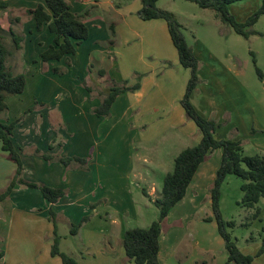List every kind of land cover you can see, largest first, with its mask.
Here are the masks:
<instances>
[{"label":"rangeland","instance_id":"1","mask_svg":"<svg viewBox=\"0 0 264 264\" xmlns=\"http://www.w3.org/2000/svg\"><path fill=\"white\" fill-rule=\"evenodd\" d=\"M9 1L12 9L0 15V33L2 42L8 51L5 65L13 73H24L26 88L21 94L6 98L7 109L0 112V121H5L7 117L12 119L19 117L18 126L29 130L23 137L18 132L15 139L13 138L15 143L19 142L25 145L22 157L26 162L30 158L33 146L47 151L48 144L53 146L59 144L58 146L62 147L68 156L73 154L80 156L81 153H85L84 156L88 155L89 161L95 157L99 162L101 160L106 161V166L97 171L99 163L92 160L91 171L86 174L87 177L83 178L85 188L87 189L92 184L103 193L111 194V199L117 202H119L118 200H126L129 196L137 202L136 218L131 213L127 216L118 210L116 212L113 209L110 210L100 202V205L99 203L97 205L100 214L93 218L90 213L83 215L87 216L90 221L83 229H78V234H71V225H66L62 221L57 222L58 234L60 235L59 244H61L59 249H70L76 253L77 250H80L82 238L99 236L103 239L102 244L105 247L113 246L116 249L114 253L117 254L118 250L121 249V239L126 228L147 226L158 218V208L150 197L144 195L141 188L149 191L152 183L160 191L163 177L158 168H156L157 172L153 173L149 168H144L141 165L142 160L135 164L141 169L136 168L133 174L126 169L125 164H114L113 160L111 161L110 158H125L130 154L131 149L127 143L132 139V134L126 128L125 118H121L124 107L123 98L114 104L113 112L110 110V115L105 118L93 114L92 108L95 106L91 107L92 103L89 98H97L100 103V97L97 96L96 92L106 91V86L111 82L126 81L127 84H132L140 81L148 75L147 72L150 68L152 75L149 76H156L160 87L166 89L167 96L164 106L169 107L171 102L174 104L177 102L176 95L186 85L187 77L185 74L189 73V70L179 64L176 50L167 29L164 30V40L161 35L157 36L154 33L156 27L154 25L164 23V21L142 20L138 17L136 11L140 6V0H99V8L101 9L99 18L101 20L92 17V15L84 17L90 39L83 42L75 54L68 55L61 60L43 62L39 66H34L32 60L35 58L36 50L40 48L35 42L36 38L43 37L44 44H47L46 36L49 35V32L43 28L37 30L26 12L20 11V5L27 4L24 3V0ZM40 1L42 2V0H38V2ZM256 2L257 0L234 2L229 5V11H235L239 20L258 8L255 7ZM156 5L160 9L172 12L182 25L185 39L198 59L199 75L203 77L209 71L213 73V70H217L218 75L223 74V80L226 81L227 88H229V76L225 72L226 66H229L232 71H237V74L233 73V75L241 82L246 91L259 94L264 100V15H261L253 26L259 34L244 38L236 34L228 24L221 22L218 18L219 22L216 24L213 18V10L201 8L193 2L158 0ZM117 11L123 14L122 18ZM17 15L18 19L13 20ZM109 20L113 21L112 29L117 34L115 40L104 26V23ZM97 21L98 23H96ZM97 25L99 27H96ZM10 28L22 38L19 49L14 47L8 31ZM111 39L113 45L111 46V55L106 51L108 53L107 59L94 51L95 46L103 47L105 45L103 42L106 43ZM196 41L202 43L203 49L196 46ZM213 58L222 61L223 65L211 64ZM253 58H255V64L263 74L262 79L258 77L255 71ZM95 59L102 62H96ZM212 62L215 61L212 60ZM100 69H103L104 75L99 74ZM200 82L201 78H199L198 86L201 85ZM87 86L92 88V93L95 92L94 95L90 96L86 89ZM157 90L158 87L153 89V92ZM217 98L227 100L225 95H218ZM239 100V106L246 114L251 116L253 110L258 112V105H254V103L252 105V100L248 95L247 98H244L240 92ZM197 101L199 103V98ZM194 103V106L197 107L196 110L201 111L200 103L199 106L196 102ZM141 105L139 109H135L133 116L135 114L137 116ZM150 111L148 119L157 120V122L166 119L162 117V111L159 115H157V111L154 112L151 109ZM113 125L114 127L111 128ZM244 128L239 134L233 135V137L236 136L235 139L241 141L244 153L261 152L256 148L260 146L264 148V131L251 129V126L249 129ZM146 133L145 131L141 132L143 136ZM136 146L138 147L139 144ZM149 146H156L157 148L161 146L162 148L160 138L157 136L156 139H152ZM132 151L135 158L144 156L146 160L143 163L151 166L150 159L152 158L147 155L146 149L143 151L142 148H132ZM59 153L61 154V152ZM7 163L16 168L15 163L11 160H7ZM88 169L89 162L87 169L81 170ZM1 171L3 172L2 167ZM5 172L6 174L11 173L8 166ZM98 176L102 177L100 181L95 179ZM8 180L10 181V179H3L0 176V192L7 186ZM241 183L242 180L235 175L231 174L226 177L220 187L219 210L224 220L234 222L233 226L227 225L226 229L230 232L231 238L238 248L243 253L253 256L252 264H264V252L257 254L264 238V197H261L252 208L247 209L241 206L238 204L242 196ZM156 196L158 193L151 197L154 199ZM206 200L207 194L197 197L199 206L193 213L194 218L187 226H184L185 234L179 240V242L181 241L180 252L181 249L197 250V247L201 246L203 242L207 245L211 239H214L213 235L215 237L216 231L211 230L210 224L196 221L197 216L211 211V206L206 203ZM105 210L109 211L111 216L105 217ZM256 210L258 213L253 216ZM113 216L118 218L120 232L114 233L112 230L113 224L110 222ZM172 220L173 218L163 220L164 231L176 230L175 227L178 224H173ZM179 228L181 229V226ZM116 236L117 238H115ZM206 238L208 241L205 240ZM24 246L28 248V244H24ZM218 255L220 258L221 254Z\"/></svg>","mask_w":264,"mask_h":264},{"label":"crops","instance_id":"2","mask_svg":"<svg viewBox=\"0 0 264 264\" xmlns=\"http://www.w3.org/2000/svg\"><path fill=\"white\" fill-rule=\"evenodd\" d=\"M3 1L7 3V6L5 8L0 7V15L12 9V7H10L9 0ZM24 1V3L27 4L20 5V11L25 10L26 8H32L39 3L38 0ZM67 1L71 5V9L74 12L81 13L83 11H87V17L92 15V17L100 19L101 9L99 8V0ZM260 3L261 0H257L255 7H258ZM117 12L120 18H122L123 14L120 13V11ZM231 13L237 18L235 11H231ZM249 15L247 14L246 17ZM246 17L239 20H244ZM213 18L214 22L218 24L219 21L215 16V13H213ZM17 19L18 15L15 16L13 20ZM109 21L104 23V26L111 35L110 32L111 27L113 28V21ZM33 22L34 21L32 20V23ZM96 23H98V21ZM154 26H156L154 33H156L157 36L161 35L164 40V30L167 29L166 23H158ZM96 27L99 26L97 25ZM43 30H47L46 25L43 26ZM116 35L117 34L114 31V35L112 36L113 40H115ZM89 39L90 35L87 40ZM43 40V37L40 39L36 38L35 42L40 46V48L36 50L35 58L32 60L34 66L43 64L39 55L40 52L51 42L52 34L49 33V35L46 36V40L48 41L47 44H44ZM113 40L112 43L109 41L106 43L103 42L105 44L103 47L95 46L94 51L105 56L107 59L108 53H106V51L111 55ZM195 44L198 48L203 49V47H201L203 46L201 42L196 41ZM111 58L114 57L111 56ZM212 60L215 62H212ZM212 60L210 62L211 64L223 65L222 61L215 58ZM95 61L102 62L101 60L96 59ZM225 72L229 76V88H227L226 81L223 80V74L221 73L220 76L218 75L217 70H213V73L209 71L203 77L198 74L199 78H201V85L198 86L197 84L190 97L193 105H195L194 102H196L198 106L200 103L202 110L198 112H200V114L204 117L214 120L217 124L216 130L213 134L214 137L216 139H235L236 136L233 137L234 134H239L241 129L244 127V129H249L250 126L252 127L251 129L264 131V100L259 94L246 91L241 82L233 75V73L237 74V71H232L229 66H226ZM150 73L151 70L149 68L147 72L148 75L144 76L142 80L139 81L140 87L138 90L119 94L111 105L110 110L113 112L114 104L120 100V98H123L122 102H124V107L121 118H125L124 120H126L127 123L126 128L128 132L132 134V139L127 143L131 147L129 155L125 158L110 159L111 161L113 160L114 164H125L127 166L126 169L133 174L136 168L141 169V167L135 165L136 162H140L141 160L144 162L146 159L142 155V157L137 156L135 158V154L132 153V148H142L143 151L146 149L148 154L146 152L145 153L152 158L150 159L151 166H147L143 162L141 165L144 166V168H149L152 173L157 172L156 168H158L159 171L161 170V172H158L163 177L166 172L172 169L171 166L173 167L174 157L182 149L196 144L200 139V133L195 123L185 116L184 110L180 104V98L184 93L186 85H184L176 95L175 99L177 102H175V104L171 102L169 107H165L164 105L166 104L167 96L166 89H162L160 87V83L156 79V76L150 77L149 75H152ZM188 76L189 73H186L185 77H187V80ZM156 87H158V90L153 92V89ZM240 92L242 97L247 98L248 95L251 98L252 105L253 103L254 105H258L257 113L253 110L252 115L250 116L246 114L242 108H240ZM246 92L247 94H245ZM218 95L227 96V100L218 99ZM164 98L165 101L163 102ZM198 98L199 103L197 101ZM89 100H91L92 103L91 107L99 104V99L97 98H89ZM234 101L237 102V105H235ZM140 105L141 108L138 110L137 116H135L136 114L133 116V112H135V109H139ZM194 107L197 109L196 106ZM150 109L154 112L157 111V115H159L160 111H162V117L166 119H161L158 122L157 120L154 121L153 119H148V116L151 113ZM5 119L7 121H11L19 119V117H15L13 119L7 117ZM18 123L19 120L13 129L12 139H15L18 132L20 136L23 137L29 131L25 127L20 128ZM113 127L114 125L111 128ZM142 131L147 133L143 136V134H141ZM157 136L160 138V145H162V148L161 146L159 147L161 149L156 146H149L150 141L152 139H156ZM13 143L15 146L22 148L20 158L23 166L22 177L25 180L46 184L51 187L66 188L67 193L56 202L50 203L43 198L41 192L37 188L27 187L22 184H16L14 186L9 196L0 201V264H61L60 258L58 256H53L50 253L54 227H56L57 234L59 230L57 222L62 221V223H65L66 225L76 224L79 222L80 218L87 213H90L93 218L94 216L100 214L97 209V205L98 203L100 205V202H102L104 207L110 210L113 209L115 212L118 210V212L125 213L127 216L131 213V215L136 218L138 210L137 202L129 196L126 200H118L120 202L119 203L111 199V194L103 193L101 190L92 186V184L87 189L85 188L83 178L87 177L86 174L91 171L92 160H94L95 163H99L97 171H99L103 166H106V161L101 160V162H99L96 160L97 157H95L94 159L91 158V160L88 161V170L68 169L57 160L47 161L43 157L34 154L35 149L39 148L37 146H33L30 152V158L28 159V162H26V160L22 157L25 145H22L19 142L15 143L14 140ZM138 144L139 146L137 147L136 145ZM49 145L50 144H48L47 151L40 150L44 153L55 156H67L62 150V147L58 146L59 144L56 146L52 145V147H49ZM178 145L179 147H177ZM256 149L261 151L259 153L264 154V148L261 146ZM59 152H61V154ZM84 154L85 153H81L80 156H84ZM73 155L79 156L78 154ZM220 159L221 149L219 148L214 149L207 155L205 160L198 165L191 182L187 186L183 198L171 208L167 216L164 218L165 220L173 218V224H178L175 227L176 230L174 231V229H171L169 231H164L161 223L158 249L159 264H199L201 262H206L207 264L225 263L227 255L224 248V241L217 232L216 222L213 219H206L208 217H212V209L210 212H205L204 215L197 216L196 221L209 223L211 230L214 229L216 231L215 237L213 235L214 239H211L207 245L203 242L201 246L197 247V250L181 249L180 252L179 247L181 242H179V240L183 238L186 231L184 226H187V224L194 218L193 213L199 206L197 197L207 194L206 203H209L211 206V199L209 198L210 186L215 178V173L219 166ZM7 160L6 152L1 149L0 145V176L3 179H11L15 173V168L8 165ZM7 166L11 170V173H4ZM1 167L3 168V172L1 171ZM95 179L100 181L102 177L98 176ZM141 190L142 192L145 191L146 194L144 193V195L150 197L151 199H153V197H151L153 194L158 193L159 195L160 193V191L157 190L156 186L152 183L149 191L145 188H141ZM50 208L54 212V223L51 219H49ZM89 210L90 212H88ZM108 216L111 215L109 214V211L105 210V217ZM87 219L88 220H85L80 224L78 228L79 230L83 229L90 221L89 218ZM110 223L113 224L112 230H114V233L117 231L120 232L121 228L116 216L111 218ZM179 226H181V229ZM142 227L146 226L144 225ZM78 229L74 234L79 233ZM210 234L212 236V233ZM110 237L113 238L112 235H110ZM115 238H117V236ZM64 239H66V237H64ZM205 240L208 241V238ZM102 242L103 239L99 236H95L93 238L92 236L91 238L86 237L82 238L80 242V250H77L76 253L70 249L64 250L63 248H61V251L73 256L76 259L77 264H134L125 256L122 244L121 249H119L116 254L114 253L116 252V249L113 246L110 245V247H105ZM24 244H28V248H26ZM60 245L61 244H59V246ZM218 254H221L220 258Z\"/></svg>","mask_w":264,"mask_h":264},{"label":"trees","instance_id":"3","mask_svg":"<svg viewBox=\"0 0 264 264\" xmlns=\"http://www.w3.org/2000/svg\"><path fill=\"white\" fill-rule=\"evenodd\" d=\"M157 1L140 0V7L136 13L142 20L157 19L163 20L166 23L171 42L177 53L178 62L182 67L189 70V78L186 82L184 93L180 98V104L185 116L197 126L200 139L196 144L182 149L174 157L172 169L164 174L160 193L152 199V202L159 210L158 218L146 227H132L124 230L121 239L124 254L134 264H159L158 249L162 221L171 208L185 195L187 186L191 182L198 165L205 160L210 152L219 148L221 149V159L215 173V178L210 186L212 217L206 219L215 220L217 232L224 241L227 255L224 264H252L253 256L243 253L234 240H232L230 232L226 229L227 225L233 226L234 222L222 218L219 210L220 187L228 175L237 176L242 180L240 185L242 196L238 204L247 209L252 208L261 197H264V154H245L239 139H216L214 137L213 134L217 124L214 120L201 115L190 100L191 94L199 82L198 59L185 39L182 25L177 21L172 12L157 7ZM187 1L193 2L201 8L213 10L215 16L221 22L228 24L236 34L244 38L259 34L253 26L258 18L264 15V0H261L258 8L244 20H238L229 11L230 4L241 0ZM6 6L7 3L0 0V7L5 8ZM24 12L34 21L37 30H41L46 25L47 31L52 34L51 42L40 52L39 57L42 62L60 60L70 54H75L77 47L89 37V30L84 22L87 11L81 13L74 12L67 0H43L32 8H26ZM8 31L12 37L15 49H19L22 38L15 34L11 28ZM110 33L111 36L114 35L112 27ZM109 42L112 43V39ZM7 55L8 51L2 42L0 33V112L7 109L6 98L22 93L26 85L24 73H13L5 65ZM253 63L258 77L262 79L263 74L255 64V58H253ZM99 74L104 75L103 69L99 70ZM106 87V91L96 92L97 96L100 97V103L92 108L93 114L102 118L110 115L111 105L119 94L138 90L140 83L139 81L132 84H127L126 81L121 83L111 82ZM86 89L90 96L95 94V92L92 93V88L89 86ZM18 120L0 121L1 149L6 152L7 159L16 165L14 175L5 189L0 192V201L9 196L16 184H22L39 189L45 200L54 203L67 193L66 188L51 187L46 184L25 180L22 177L23 166L20 158L22 148L15 146L12 139L13 129ZM49 147H52V145H49ZM34 154L43 157L47 161L57 160L68 169H87L88 167V155L55 156L44 153L40 149H35ZM143 193L146 194L145 191ZM257 213L258 210L253 213V216ZM87 218V216H83L78 223L71 224V234L76 233L80 224L87 220ZM49 219L54 223V212L51 208L49 209ZM59 240L60 236L57 234L56 227H54L50 247L51 255L58 256L61 264H77L73 256L59 249ZM262 252H264V238L257 254H261ZM199 264L207 263L201 262Z\"/></svg>","mask_w":264,"mask_h":264}]
</instances>
